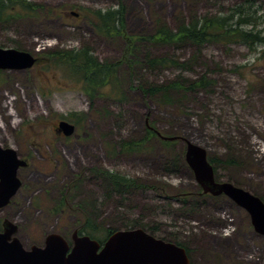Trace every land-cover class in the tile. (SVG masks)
Masks as SVG:
<instances>
[{
	"label": "rangeland",
	"instance_id": "374dc122",
	"mask_svg": "<svg viewBox=\"0 0 264 264\" xmlns=\"http://www.w3.org/2000/svg\"><path fill=\"white\" fill-rule=\"evenodd\" d=\"M25 1L37 6L36 14L0 21V48L41 58L37 67L0 70V147L29 162L19 171L18 209L6 216L19 240L42 244L77 230L105 241L107 230L142 229L183 244L191 264H264V235L249 212L224 194H205L186 161L188 143L205 149L219 161L212 164L217 182L264 202V55L242 44L137 42L127 62L126 39L98 35L83 13L122 4L128 36L150 37L159 24L176 31L194 18L227 14L243 0ZM257 4L264 16V0ZM84 48L101 63L123 61L117 73L124 100L72 89L45 57ZM155 58L177 64L152 66ZM204 78L206 89L170 88L168 99L164 90L144 92L178 82L189 88ZM60 121L75 127L72 135ZM149 128L155 135L147 139ZM143 140L141 151H121L122 142ZM102 172L135 186L115 188Z\"/></svg>",
	"mask_w": 264,
	"mask_h": 264
},
{
	"label": "trees",
	"instance_id": "16d2710c",
	"mask_svg": "<svg viewBox=\"0 0 264 264\" xmlns=\"http://www.w3.org/2000/svg\"><path fill=\"white\" fill-rule=\"evenodd\" d=\"M217 1V0H216ZM259 0H243L234 6L227 14H219L213 17L194 18L189 23H182L176 31L171 30L164 24H159L155 33L148 37H130L124 31L125 8L121 6L117 9L84 10V17L93 26L98 35L113 39L123 36L127 41V50L123 61L129 62L134 57L135 44L138 42H150L161 45H205L222 44L225 46L242 44L250 51L264 55V16L259 14ZM35 4L25 0H0V21L15 19L16 17H27L36 14ZM45 57L50 61V68L61 73L65 82H68L72 89L81 90L91 98H104L111 101L121 102L125 99L122 92V81L118 75V69L123 61L117 63H101L88 48L82 50H61L47 54ZM41 58L39 57L40 64ZM131 62V61H130ZM148 62L152 66L158 65L169 67L177 64L176 61L168 58H155ZM131 64V63H130ZM48 65V64H47ZM36 66V67H37ZM3 80L0 72V81ZM72 83V84H71ZM210 81L206 78L195 82L189 88L178 82L167 87L158 89H146L145 93L166 91L163 97L167 98L170 88L175 91H187V89H206ZM97 96V97H96ZM168 99V98H167ZM147 139L154 137V131L149 128ZM144 142H129L121 144V151L130 153L135 150L141 151ZM144 149V148H143ZM211 164L215 165L219 161L209 157ZM215 174L217 175L216 167ZM112 186L130 188L135 186L132 180L118 173L102 172ZM75 189L77 186L74 187ZM63 206V205H62ZM87 224L91 228V219L86 217ZM89 230V229H88ZM109 236L112 231L107 230ZM82 234V232H79ZM155 236V235H154ZM177 245L183 246L176 240H169Z\"/></svg>",
	"mask_w": 264,
	"mask_h": 264
},
{
	"label": "water",
	"instance_id": "95a60500",
	"mask_svg": "<svg viewBox=\"0 0 264 264\" xmlns=\"http://www.w3.org/2000/svg\"><path fill=\"white\" fill-rule=\"evenodd\" d=\"M38 59L30 53L17 49L0 48V70L28 69L36 65ZM59 127L67 136L75 131L68 122L61 121ZM163 140L175 141L177 137H163ZM186 161L194 170L197 182L205 194L213 196L226 195L241 208L246 209L252 217L256 231L264 235V202L257 196L238 188L230 183L217 182L213 165L209 161L205 149L188 143ZM27 163L18 159L14 149L0 147V194L5 192L11 197L19 188L17 170ZM1 206V204H0ZM7 235H0V264H32L33 257H41L43 262L50 264H191L187 250L175 243L159 239L142 229L118 231L113 233L98 253L99 244L89 237L75 240L72 254L67 258L64 250L61 257L52 259L47 250L34 248L32 253L26 252L18 239H14L15 250L11 252L8 240L15 233V226ZM55 239L62 240L59 235L48 238V249L53 248ZM29 259L26 261L27 256ZM57 256V255H56ZM34 263V262H33Z\"/></svg>",
	"mask_w": 264,
	"mask_h": 264
},
{
	"label": "flooded vegetation",
	"instance_id": "af4514ba",
	"mask_svg": "<svg viewBox=\"0 0 264 264\" xmlns=\"http://www.w3.org/2000/svg\"><path fill=\"white\" fill-rule=\"evenodd\" d=\"M72 14H76L77 16L78 13L76 12H72ZM56 132H57V129H56ZM59 136H63V134H58ZM24 162L28 163V166H29V162L26 160V159H23ZM27 166V164H26ZM27 166V167H28ZM25 167H19V169L17 170V175H16V178H17V181L19 182L20 186L18 188V190L11 196V197H7L5 192H2L0 194V235H7L8 234V231L11 229L12 226H10V219L7 220V215L9 216L10 213L16 208L14 207V205H17L16 203V196H18L19 192H20V189L22 188L23 186V181L21 180L20 178V174H19V171L21 169H24ZM0 183H1V178H0ZM18 209V208H16ZM15 209V210H16ZM18 227H15V233H13V235L11 236V238L8 240V245L9 247L7 248H10L11 249V252L15 250V247L13 245L12 242H14V239H18ZM62 240H59V239H55L53 241V248L51 249H48V238L50 237L47 236L45 237L44 241L42 244H37L33 241H29L28 244H23L20 240H19V243L21 244L22 248L26 251V252H29V253H32L34 250V248H41L43 251H46L47 250L49 251L50 253V257H52V259H55L56 257L60 258L61 257V253L62 251L64 250L65 252V256L68 258L73 250H74V247H75V240L79 237H89L91 240L93 241H96L98 244H99V247H98V253L101 252V250L104 248V245L105 243L107 242V240L109 239L110 236H108V238L105 240V241H102V240H98V239H94L92 237H90L89 235H86V234H80L79 231H75L74 235L71 237V238H65L63 237V235H60ZM57 255V256H56ZM29 257H32V256H27L26 257V261L29 259ZM34 262V263H33ZM33 262L32 264H50V263H45L43 262V260L41 259V257L38 259V256L36 257H33Z\"/></svg>",
	"mask_w": 264,
	"mask_h": 264
}]
</instances>
